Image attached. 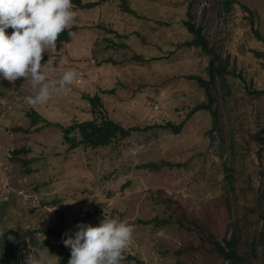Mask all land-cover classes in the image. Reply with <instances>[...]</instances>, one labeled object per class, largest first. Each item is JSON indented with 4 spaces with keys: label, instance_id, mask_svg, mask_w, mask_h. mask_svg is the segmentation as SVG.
Here are the masks:
<instances>
[{
    "label": "rangeland",
    "instance_id": "374dc122",
    "mask_svg": "<svg viewBox=\"0 0 264 264\" xmlns=\"http://www.w3.org/2000/svg\"><path fill=\"white\" fill-rule=\"evenodd\" d=\"M124 1L131 13L120 0L73 6L76 31L67 43L43 51L40 63L48 79L68 69L76 76L45 103L27 104L34 93L23 77L0 79V233L16 232L6 235V259L0 248L5 264L12 258L24 264L29 252L53 264L70 255L62 233L70 235L77 221L95 224L104 216L133 225L120 264H224L206 243L197 251L185 248L200 235L155 203L152 194L159 191L218 238L229 234V220L233 226L245 215L239 253L261 229L264 133L255 134L264 126V93L256 91L264 88V0ZM184 20L200 28L206 51L186 44L195 34ZM211 60L226 72L214 71L207 93L186 76L211 80ZM94 93L104 114L139 128L113 151L69 149L57 126L30 124L29 112L60 124L88 119L92 107L84 95ZM200 102L210 109L187 116ZM167 121L184 123L174 133L161 126ZM21 146L27 152L17 151ZM17 156L34 158L30 172ZM153 217L165 220L154 225Z\"/></svg>",
    "mask_w": 264,
    "mask_h": 264
},
{
    "label": "clouds",
    "instance_id": "9594fccd",
    "mask_svg": "<svg viewBox=\"0 0 264 264\" xmlns=\"http://www.w3.org/2000/svg\"><path fill=\"white\" fill-rule=\"evenodd\" d=\"M75 16L72 0H0V79L30 81L34 94L25 97L27 104H43L53 89L73 82L76 73L72 69L63 71L58 80L48 79L40 61L42 52L49 51ZM9 27L12 30L6 32ZM153 102L150 107L156 111L159 104L153 108ZM132 231L133 225L114 217L104 216L95 224L77 221L70 235L62 233V243L70 251L67 264H120ZM24 264L46 261L29 252Z\"/></svg>",
    "mask_w": 264,
    "mask_h": 264
},
{
    "label": "trees",
    "instance_id": "16d2710c",
    "mask_svg": "<svg viewBox=\"0 0 264 264\" xmlns=\"http://www.w3.org/2000/svg\"><path fill=\"white\" fill-rule=\"evenodd\" d=\"M97 3L98 0L97 1L72 0L73 6L80 9L92 8ZM120 6L124 10V12H128V13L132 12V10L126 6L124 0H120ZM183 22L187 26L186 28L190 32H193L195 34V37L191 40V42L187 41L186 44H195L199 46L202 50L206 51L207 50L206 40L201 35L200 28L196 27L188 20H184ZM76 29L77 27L72 25L67 29L61 31L56 38L54 46L59 47L61 44L67 43L72 37L73 33L76 31ZM150 59H155V58H150ZM215 70H218L220 73L226 72L225 66H223L219 62H217L216 65H213V61L211 60L209 61V73L211 76V80L206 81L203 80L200 76L192 75V74L187 75L186 77L196 79L198 83L201 86H203L206 92L208 93V86L213 79V73ZM220 77L223 78V75H220ZM113 90L114 88H111L106 92H112ZM256 91H261V93H264V88ZM84 98L92 107V112H91L92 116L88 119L73 120L68 124H60V123L44 120V118H42L36 112H29L28 114L31 119L30 124L33 126L38 121L43 120L44 125L46 126L49 125L57 126L61 131L62 141L67 143L69 149L82 145L83 147L86 148L89 147L96 149L101 147H109V150L111 151L115 150L121 144V140L128 137L133 130L139 129L137 127H130V126L124 127L121 123L112 120L107 114H104V112L101 110V108L103 107L102 101L97 93H94L92 95L86 94L84 95ZM199 108L210 109V105L208 103L200 102L192 108V112H189L187 116H189L191 113H193L195 110ZM214 112L215 111L212 110L213 114ZM183 123H184L183 121L176 124L167 121L162 123L161 126L165 128H170L172 132L178 133ZM36 127H40V126H36ZM17 129H21V128H17ZM262 133H264V126L258 130V132L255 134V137L259 136ZM18 149L19 150L17 151H22L24 153L27 152L28 150V148L25 146H21ZM33 159H34L33 157L19 158L17 156V160L21 162V164L24 166L25 172H30V166L28 164ZM152 198L154 199L155 203H162V205L165 207L164 210L168 211L169 216H174L180 226L184 227L186 225L187 227H190L189 224L195 226L197 235H200L199 242L196 244L190 242L188 245H185L186 249H193L194 251H197L203 248V243H206L207 251L221 258L224 264H250L251 263L250 260L257 258L259 255L262 259H264V215L261 217L262 218L261 229L259 231L254 229L253 231L251 240L248 243L249 248L245 250L244 253H239V244L242 241L241 237L243 236V232L248 231V228L246 226V220L239 222V220L245 218V215L240 216V218H238V220L235 222L233 226L231 220H229V222L226 225L227 230L229 229V234L223 235L221 238H218L215 235V233L209 228H206L202 224L188 219L186 211L183 208L172 204V201L169 198H163L161 196V191L157 192L156 194H152ZM88 215L90 217H96V219L99 218L97 213L95 214V216L90 213H88ZM152 220H156L154 225H159L161 221H164L165 219H161V221H159L158 218L153 217L151 218V221ZM252 223L255 224L257 222H252ZM7 233L16 234V232L13 229H7L0 233V248H2L5 259L8 253L5 250L7 247L6 243L8 242L6 236ZM245 239L248 241L247 238ZM257 245H259V248H257ZM68 257L69 256H63L59 260L55 261L53 264H67ZM127 257L131 258L132 256L128 255ZM10 262L11 264H17V261L14 260L13 258L12 261ZM0 264H5L4 258L1 259Z\"/></svg>",
    "mask_w": 264,
    "mask_h": 264
},
{
    "label": "built area",
    "instance_id": "2783aa9c",
    "mask_svg": "<svg viewBox=\"0 0 264 264\" xmlns=\"http://www.w3.org/2000/svg\"><path fill=\"white\" fill-rule=\"evenodd\" d=\"M157 106H158L157 103L156 102H153L152 107L153 108H157Z\"/></svg>",
    "mask_w": 264,
    "mask_h": 264
}]
</instances>
